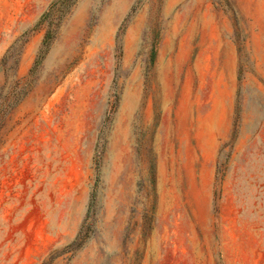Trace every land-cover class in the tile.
I'll list each match as a JSON object with an SVG mask.
<instances>
[{
    "label": "rangeland",
    "instance_id": "rangeland-1",
    "mask_svg": "<svg viewBox=\"0 0 264 264\" xmlns=\"http://www.w3.org/2000/svg\"><path fill=\"white\" fill-rule=\"evenodd\" d=\"M15 85L0 264H264V0H0Z\"/></svg>",
    "mask_w": 264,
    "mask_h": 264
},
{
    "label": "trees",
    "instance_id": "trees-1",
    "mask_svg": "<svg viewBox=\"0 0 264 264\" xmlns=\"http://www.w3.org/2000/svg\"><path fill=\"white\" fill-rule=\"evenodd\" d=\"M17 42L18 40L11 45V49L14 45H16ZM3 90L4 88H0V128L2 126L3 119L19 104V102L23 99V97L27 93V89L19 88L18 85H15L13 87L12 100H10L8 105H2L1 101L4 98V96H2ZM5 98H6V94H5ZM79 238H80V233L76 236L74 243H77Z\"/></svg>",
    "mask_w": 264,
    "mask_h": 264
},
{
    "label": "bare ground",
    "instance_id": "bare-ground-1",
    "mask_svg": "<svg viewBox=\"0 0 264 264\" xmlns=\"http://www.w3.org/2000/svg\"><path fill=\"white\" fill-rule=\"evenodd\" d=\"M122 0H115L116 4H119ZM197 13V12H196ZM195 17V16H194ZM162 64V63H161ZM165 74V73H164ZM35 128V127H34ZM114 235V234H113ZM116 238V237H115Z\"/></svg>",
    "mask_w": 264,
    "mask_h": 264
}]
</instances>
